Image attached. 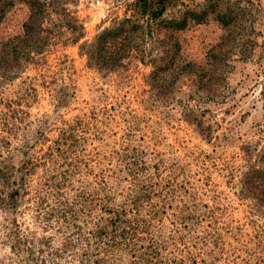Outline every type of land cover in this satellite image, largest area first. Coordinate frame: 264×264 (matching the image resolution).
Returning a JSON list of instances; mask_svg holds the SVG:
<instances>
[{
    "label": "rangeland",
    "instance_id": "obj_1",
    "mask_svg": "<svg viewBox=\"0 0 264 264\" xmlns=\"http://www.w3.org/2000/svg\"><path fill=\"white\" fill-rule=\"evenodd\" d=\"M63 1L82 24L79 40L61 32L0 72V164L12 166L6 190L18 187L14 207L0 201V264H34L27 246L36 257L30 238L41 234L55 247L72 238L74 259L57 260L79 264L100 228L119 244L106 264H264V203L247 176L264 150V0H251V53L232 58L212 100L171 72L165 96H153L147 58L129 56L111 71L88 66L79 45L130 0ZM203 2L176 0L165 16ZM28 14L23 0L6 7L0 46L22 33ZM223 34L211 17L189 22L174 32L179 59L202 65ZM16 235L27 242L15 245ZM104 242L114 244L90 237L91 260Z\"/></svg>",
    "mask_w": 264,
    "mask_h": 264
},
{
    "label": "trees",
    "instance_id": "obj_2",
    "mask_svg": "<svg viewBox=\"0 0 264 264\" xmlns=\"http://www.w3.org/2000/svg\"><path fill=\"white\" fill-rule=\"evenodd\" d=\"M13 0H0V20L6 7ZM29 7V14L22 24V33L12 37L0 46V72L7 75L6 70L19 66L34 55L42 53L46 47L56 41L61 32L67 34L66 39L77 42L82 36L83 27L72 11L67 10L63 0H23ZM176 0H130L124 4V15L100 30L90 41L82 42L79 51L86 57L88 66L97 70L111 71L121 65L129 56H136L139 60L147 58L146 62L152 67L148 74L149 85L153 96H165L164 89L169 87L166 74L173 73L175 77L190 76L191 86H195L197 96L205 99H215L219 84L225 79L230 61L235 56L244 60L251 53L255 40L251 36L249 21L251 0H204L195 7L186 4L176 15L165 16L166 10ZM208 17L214 19L224 29L219 41L211 46L202 65L193 62H181L178 57L179 45L174 32L187 26L189 22L200 23ZM12 62V63H11ZM4 77V76H3ZM192 88V87H191ZM193 90V89H192ZM200 90V93L198 91ZM260 166L250 165L248 172L250 182L259 184L258 193L253 196L260 203H264V150L255 155ZM11 165L8 162L0 164V192L3 204L14 207L17 202L18 187L6 190L14 182L11 179ZM1 204V202H0ZM115 230V229H114ZM90 237L98 241H113V245L104 242L102 254H96L93 259L88 252ZM86 237V247L79 255V264H106L105 258L109 250L118 247L115 235L106 229L92 231ZM72 238L65 237L59 246H54L52 236L41 234L33 240L38 241L36 257L32 247L27 246L29 254L34 257V264H44V248L52 258V264H60L57 258L68 254L74 259L76 256ZM15 245L21 246L27 242V237L14 238ZM29 243V242H28ZM14 246L11 248L14 250ZM70 248V249H69ZM48 264V262H46ZM50 264V263H49Z\"/></svg>",
    "mask_w": 264,
    "mask_h": 264
}]
</instances>
